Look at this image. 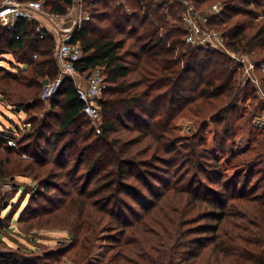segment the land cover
Here are the masks:
<instances>
[{
  "label": "trees",
  "instance_id": "16d2710c",
  "mask_svg": "<svg viewBox=\"0 0 264 264\" xmlns=\"http://www.w3.org/2000/svg\"><path fill=\"white\" fill-rule=\"evenodd\" d=\"M41 1L48 13L62 16L74 0ZM190 1L202 12L217 0ZM79 2L90 18L72 32L71 42L81 52L75 68L83 74L102 72L100 131L81 113L83 102L70 78L49 98L58 120L54 133L45 138V121L34 126V119L0 131L2 176L21 168L39 178L43 192L56 187L54 178L70 174L84 180L56 210H48L54 211L48 212L51 218L58 215L57 226L67 229L71 240L43 255L0 250V264H50L53 254L89 264L99 230L106 235L101 264H264V128L239 154L227 148L234 128L230 117L244 119L236 112L237 101L256 88L250 80L241 85L237 73L242 75L243 65L235 64L225 49L186 43L184 6L176 1ZM223 4L218 13L208 14L207 26L223 36L227 50L250 57L264 89V0ZM37 26L22 17L11 28L0 25V55L17 62L14 72L0 65V97L19 109L38 103L42 80L58 73L54 37ZM184 111L222 122L211 148L201 133L184 139L175 135L174 120ZM8 138L14 146L7 145ZM16 147L21 155L33 153L39 159L24 164L12 160L8 153ZM217 150L223 157L230 153L224 157L234 170L230 176L219 167ZM51 151L55 156L47 164ZM206 156L211 168L202 159ZM69 162L73 167L67 168ZM54 166L60 171H53ZM77 166H83L82 173ZM205 179L218 187L203 183ZM38 212L25 208L20 220Z\"/></svg>",
  "mask_w": 264,
  "mask_h": 264
},
{
  "label": "rangeland",
  "instance_id": "374dc122",
  "mask_svg": "<svg viewBox=\"0 0 264 264\" xmlns=\"http://www.w3.org/2000/svg\"><path fill=\"white\" fill-rule=\"evenodd\" d=\"M1 1L2 0H0V3ZM41 3L42 11L38 12L35 15V21H37L38 24H42L47 28H51L53 30H55L54 28H57L56 24H62L64 21H66V19H68L67 17H70L73 20L75 16L79 14L80 11H82V5L80 4V2H78V0H74L67 13L65 15L59 16V18L56 19V17L47 15L48 7L45 6L42 1ZM213 4L217 6L218 12L223 8L224 5L223 0H217L212 2L210 6L206 7L204 11L200 12L198 10L199 13L202 16H205L206 14H214V9L212 8ZM69 11H71V14H68ZM258 19H261V17L258 16L257 18H255V20ZM62 28L66 29L65 26H63ZM71 29H73V26H71ZM48 33L52 37H54L55 45H58L60 41L59 38L61 37L60 33L52 30H49ZM233 53L238 58L246 56L245 54H237L235 52ZM248 58L250 59V57ZM4 59H10L11 62L5 61ZM0 65L4 66V68L8 71L14 72L16 70L17 62L10 55H0ZM238 71H241V69ZM237 74L241 76V85H243L246 82V79L240 73ZM244 74H247L246 71H244ZM46 80L48 79L42 80V88L40 91L38 103H36L29 109H19L18 106L7 103L4 100H1L2 98L0 97V131L7 128H12V126L16 124L23 126L24 122L34 119V126L45 121L47 126L44 130L45 138L55 132L58 120L56 117H53L54 113H52L49 99H44L41 95L44 81ZM253 90L254 91L249 92V94L245 98L237 101L236 104L237 114L242 113L244 119H241V117H237L238 115L236 114L229 115H232L230 117V120L232 123L234 121V128L233 132H231L233 134L232 139L231 141L229 140V145H227V148L228 150L231 149L238 154L246 150L249 144L252 145L253 139L255 138L256 134L260 130L262 131L264 128V89L260 84V90H257V88H253ZM99 123L100 122L98 121L90 122V125L95 128L96 132L100 131L98 126ZM220 123L222 122H211L209 117H207L206 119L200 118L194 116L193 114L187 113V111H184L180 113V116L177 119L174 120L175 135H178L180 138L184 139L190 137L193 134L201 133V135L204 137V145L211 148L213 146L212 138L215 132V128L217 125H220ZM204 124V130L202 132L199 131L200 129H202V126ZM26 126L29 127L28 124H26ZM34 126H32V128ZM135 134L136 131L135 133H131L130 135L132 136ZM21 135V132H19V136L17 137V141L19 142ZM41 145L43 146V149H45L44 144ZM17 147L20 148L19 144H17ZM17 147L14 148L12 152L8 153V156L12 158V160L21 161V163L24 164L39 159V157L37 155H34L33 153H31L32 156L28 158L26 157V155H21V152H19L20 150H18ZM179 147L181 148L182 146L179 145ZM3 151L4 148H2L0 145V152ZM34 151L37 152L38 149H35ZM199 151L201 150L199 149ZM217 151V156L219 158V167L221 166L220 168L223 170V172L230 176L232 174V171L234 170H231L227 167L228 164L224 158L230 153L227 151V153L224 154L223 157L221 156V152H219V150ZM42 152L43 150L41 151V153ZM46 156V163L48 164L52 162L55 153L53 154V152L51 151ZM202 159L205 161H209V164L207 165L208 168L212 167L213 162L212 160H210V156H206ZM72 165L73 164L69 162L67 168L73 167ZM34 167L36 169L35 171H38L40 166L35 165ZM174 167L175 166H171V169H174ZM77 169L79 174L84 170L83 166H77ZM53 171L59 172L60 170L57 169L56 166H54ZM4 172L6 174L3 176L0 173V181L4 183L9 182L10 187L6 189L0 187V216L3 217L4 227L0 231V250L22 249L26 252L34 251L38 255H43L47 254L48 252L55 251V249L60 246L65 247L71 240L70 234L67 229H62L57 226L58 215L56 216L57 220L51 218L49 215H51L54 211L48 210H56V206L61 205L64 200H67L73 194L68 191H73L75 189L81 188L82 182L84 180L79 181V179H74V177L70 174L64 177H58L56 179L54 178L52 180V184L56 185V187L53 189L45 190L43 192L41 191L43 188L41 187L42 183L39 178L34 179L32 176L25 174L21 170V168H19V171L17 173H14L13 175L9 174L8 170H5ZM171 175L172 174L168 175V179L171 178ZM80 177L85 179L84 175ZM41 179H45L44 176H41ZM203 183L209 184L212 187H218L213 183H209L207 179H205ZM170 185L172 184H169V186ZM91 187L92 184L90 185V188ZM66 191L68 192V194H71L67 196L68 194H65L67 193ZM32 199L33 201L31 202ZM161 203H163V198H161L159 204ZM25 208H28L30 210H37L40 214L32 216L29 220L27 218L26 220H24V218L23 220H20L19 216ZM48 212H51V214H49ZM24 217H26V215ZM105 236L106 235L104 234V232H101V230L97 231V235L94 238L93 248L91 250V255L88 262L89 264H101L100 262H98V258L102 256V253L104 251H106V248L104 247V245H106V242L103 240ZM49 260L51 261L50 264H75V261L69 254H65L62 256L53 254Z\"/></svg>",
  "mask_w": 264,
  "mask_h": 264
},
{
  "label": "built area",
  "instance_id": "2783aa9c",
  "mask_svg": "<svg viewBox=\"0 0 264 264\" xmlns=\"http://www.w3.org/2000/svg\"><path fill=\"white\" fill-rule=\"evenodd\" d=\"M80 0H78L79 2ZM183 4L184 11L181 14V26L185 31L184 40L186 43L195 46L213 47L215 49L223 50L234 59V63H241L243 65L242 76L246 80H250L257 90H260L259 81L255 73V64L250 60L247 55L238 58L233 52L225 48L223 36L217 31L208 28L207 19L208 14L202 16L196 9L195 5L190 0H172ZM5 6L0 10V25L11 28L14 25L15 20L18 17H22L27 20H35L36 14L42 11L41 1H26L19 0H2L0 7ZM214 9L213 13L218 12V8L215 4L212 5ZM71 14V11L68 12ZM49 16L58 18L53 14L47 13ZM88 13L80 11L75 16L73 29L61 28L59 24L56 25L57 33H60L61 37L58 45H55L53 50V57L58 66L57 76L52 80L44 81L42 89V98L49 99L56 91L57 87L64 78L72 79L77 95L83 102V108L81 113L84 114L89 121L96 122L100 118V107L98 99L101 97L105 88L104 78L100 69H95L87 74H83L76 70L75 62L80 58V47L78 44L71 42L72 32L77 28H80L82 23L89 20ZM46 30L44 25L38 24L37 31L41 32ZM47 31V30H46ZM36 57V55H34ZM246 71L247 74H244ZM261 71H264V67H261ZM7 145L12 147L15 145L13 139L8 138L6 140ZM0 187L6 189L10 187L9 182H1Z\"/></svg>",
  "mask_w": 264,
  "mask_h": 264
},
{
  "label": "crops",
  "instance_id": "0c3cea01",
  "mask_svg": "<svg viewBox=\"0 0 264 264\" xmlns=\"http://www.w3.org/2000/svg\"><path fill=\"white\" fill-rule=\"evenodd\" d=\"M59 18V17H58ZM68 19H66V21H64L62 24L59 23L60 27L62 28L63 26H65L66 28H71V26H73L74 24V19L72 20V18L67 17ZM57 19V18H56ZM57 25V24H56ZM46 28V30L49 32V30L52 31H56L57 28H54L55 30L51 29V28H47L46 26H44ZM51 32V31H50Z\"/></svg>",
  "mask_w": 264,
  "mask_h": 264
},
{
  "label": "water",
  "instance_id": "95a60500",
  "mask_svg": "<svg viewBox=\"0 0 264 264\" xmlns=\"http://www.w3.org/2000/svg\"><path fill=\"white\" fill-rule=\"evenodd\" d=\"M3 8H5V6H1V7H0V10H2Z\"/></svg>",
  "mask_w": 264,
  "mask_h": 264
}]
</instances>
